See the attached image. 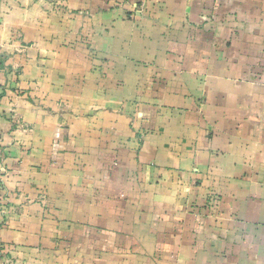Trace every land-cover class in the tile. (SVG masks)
Instances as JSON below:
<instances>
[{"label": "crops", "instance_id": "crops-1", "mask_svg": "<svg viewBox=\"0 0 264 264\" xmlns=\"http://www.w3.org/2000/svg\"><path fill=\"white\" fill-rule=\"evenodd\" d=\"M0 53V264H264V0H0Z\"/></svg>", "mask_w": 264, "mask_h": 264}, {"label": "rangeland", "instance_id": "rangeland-1", "mask_svg": "<svg viewBox=\"0 0 264 264\" xmlns=\"http://www.w3.org/2000/svg\"><path fill=\"white\" fill-rule=\"evenodd\" d=\"M26 45L30 46V44H26ZM1 58H2V54L0 53V59ZM15 88L16 89H13V88L10 89V91L8 92V98H15L18 96H21L22 98H29L31 95H34L31 93L30 89L18 88V87H15ZM6 253H8V252H6ZM6 259L8 260V264H12L11 262H12L13 258H10V261H9L8 257L6 256Z\"/></svg>", "mask_w": 264, "mask_h": 264}]
</instances>
